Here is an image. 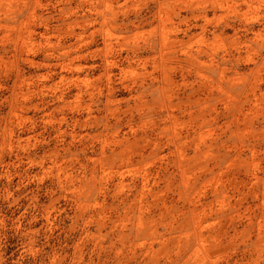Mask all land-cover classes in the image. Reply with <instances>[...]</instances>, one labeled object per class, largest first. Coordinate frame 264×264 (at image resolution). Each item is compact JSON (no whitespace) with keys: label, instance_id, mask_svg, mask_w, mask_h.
<instances>
[{"label":"rangeland","instance_id":"rangeland-1","mask_svg":"<svg viewBox=\"0 0 264 264\" xmlns=\"http://www.w3.org/2000/svg\"><path fill=\"white\" fill-rule=\"evenodd\" d=\"M0 264H264V0H0Z\"/></svg>","mask_w":264,"mask_h":264}]
</instances>
